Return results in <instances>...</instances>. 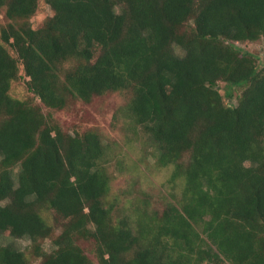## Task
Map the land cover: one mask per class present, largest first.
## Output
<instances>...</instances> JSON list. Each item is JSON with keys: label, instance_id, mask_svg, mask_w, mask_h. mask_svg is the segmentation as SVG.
Masks as SVG:
<instances>
[{"label": "trees", "instance_id": "obj_1", "mask_svg": "<svg viewBox=\"0 0 264 264\" xmlns=\"http://www.w3.org/2000/svg\"><path fill=\"white\" fill-rule=\"evenodd\" d=\"M39 2L0 0V264H264V66L236 46L264 38V0H44L34 27ZM109 92L171 166L160 207L107 200L114 143L42 110Z\"/></svg>", "mask_w": 264, "mask_h": 264}, {"label": "rangeland", "instance_id": "obj_2", "mask_svg": "<svg viewBox=\"0 0 264 264\" xmlns=\"http://www.w3.org/2000/svg\"><path fill=\"white\" fill-rule=\"evenodd\" d=\"M52 13L50 7L40 0L36 13L32 16L31 22L34 27L39 26L45 17ZM4 22L0 12V25ZM237 48L242 52H248L256 57L258 68L264 66V38L255 41L237 42ZM218 87L224 95L226 103L234 104L239 89L227 88L225 83L219 82ZM226 90L232 92V97L226 95ZM10 93L20 99L32 98L33 94L27 89L23 79L11 83ZM123 92H109L94 97L89 103L80 100L74 101L64 109H52L42 107L43 112L50 116L62 130L73 133L83 131L87 128H95L101 132L106 141L113 147L115 157L109 164V171L112 174L110 192L107 200H115L123 209H130L131 206L143 199L149 200V207H160V197L168 196L169 192L179 195V188L170 186L168 178L171 166H159L155 160L154 148L139 136L125 130L122 120H115L117 109L125 104L127 98ZM45 216L54 218L50 210H43ZM59 232V229L58 231ZM5 241L12 242L18 248L28 249L30 244L26 238L7 237ZM78 243L87 254L96 262L92 253V242L79 239ZM45 251L52 249V242L47 238L43 242ZM37 258L32 264H37Z\"/></svg>", "mask_w": 264, "mask_h": 264}]
</instances>
